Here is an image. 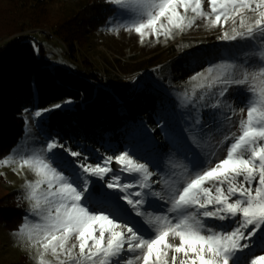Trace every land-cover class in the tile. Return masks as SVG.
Masks as SVG:
<instances>
[{
  "label": "snow or ice",
  "instance_id": "6c2138e0",
  "mask_svg": "<svg viewBox=\"0 0 264 264\" xmlns=\"http://www.w3.org/2000/svg\"><path fill=\"white\" fill-rule=\"evenodd\" d=\"M108 2L129 14V22L120 27L135 31L141 43L149 35L167 41L203 20L206 27L221 29L219 40L248 41L250 46L258 42L259 50L249 56L257 66L247 61L225 63L190 77L194 82L190 103L201 89L205 91L198 97L200 105L221 109L219 99L212 104L204 101L209 95L225 97L234 86L243 94L244 107L237 112L227 106L239 116L237 121L225 117L236 131L222 133L218 151L191 149V168L181 166L177 180L165 181V192L151 191L149 164L138 162L128 151L116 155L115 163L135 183L121 182L112 156L94 166L85 157L66 174L73 162L58 160L53 150L64 148L58 142L47 144L50 157H21L20 167L27 166L37 177L25 186L39 220L25 222L18 233L35 250L36 264H264V255H257V250L264 252V0H207V9L204 0ZM217 84L219 91L211 92ZM192 107L194 113L199 111L196 103ZM211 121L224 124L216 111ZM204 127L202 117L193 115V143ZM69 154L80 156L76 151ZM10 162L12 157L0 160ZM109 173L113 176L106 186L90 190L86 174L103 180ZM41 185L46 188L41 190ZM137 185L148 192L130 191ZM146 196L169 206L161 214L149 212L145 205L152 207L155 201ZM129 206L139 219L132 218Z\"/></svg>",
  "mask_w": 264,
  "mask_h": 264
},
{
  "label": "trees",
  "instance_id": "16d2710c",
  "mask_svg": "<svg viewBox=\"0 0 264 264\" xmlns=\"http://www.w3.org/2000/svg\"><path fill=\"white\" fill-rule=\"evenodd\" d=\"M79 1L76 9H69L67 15L49 18L52 5L61 3L60 0H12L14 10L20 12V16L11 33L50 24L53 34L66 46L69 57H75L76 46L84 45L88 33L104 27L115 15H125L108 0ZM207 31L211 29L190 28L180 35L204 34ZM33 37L34 34L23 33L0 45V160L11 155L22 142L27 126L23 116L25 111L53 109L48 111L40 125L64 146L63 149L69 150L66 151L68 154L70 151L80 153L78 157L69 154L72 169L85 162V157L86 163L94 166L102 162L103 157L112 156L114 161L120 152L128 151L138 162L149 164V171L153 173L150 177L151 191L154 192L155 184L168 177H176L177 173L179 176L182 169L175 165L176 162L181 161L190 167L191 149L214 151L217 142L223 138H216L215 134L236 131L235 127L226 128L229 122L225 117L232 113L227 106L237 110L244 107L241 102L243 94L239 91L234 96V86H230L231 90L225 97L209 95L204 104L221 100V109L213 110L200 105L198 97L205 90L197 89L192 103H196L199 111L194 113L188 98L194 83L190 77L209 65L241 64L245 61L250 64L251 61L243 57L244 49L252 47L248 41L215 40L212 35L183 37L173 46L143 59L141 66L130 71L155 69L153 75H157L159 83L140 86L133 79L126 80L109 72L104 75L93 69L89 62L80 73L60 65L51 69L49 60L39 53L40 49L38 52L35 50ZM160 85L176 91L186 104L180 103L175 95L167 94ZM219 88L217 84L210 91L215 93ZM182 91L187 94H181ZM68 100L73 103L71 109L53 108ZM214 111L224 121L223 126L212 123ZM193 115L201 116L205 125L203 131L196 133L195 143L190 139L194 135L190 129ZM234 117H231L232 121ZM147 131L151 140L147 138ZM115 174L121 177L122 183L133 182V178L120 169L115 170ZM112 176L113 173H109L101 180L86 174L90 185L106 186ZM11 192L7 200V205L11 206L4 207L12 218L4 226L17 230L25 221L28 208L22 191L14 189ZM7 197L3 196L1 200ZM145 198L155 201L153 197ZM157 204L155 201L152 207L145 205V209H152ZM129 213L136 218L130 206ZM250 243L255 248V243ZM257 255H264V252L257 250Z\"/></svg>",
  "mask_w": 264,
  "mask_h": 264
},
{
  "label": "rangeland",
  "instance_id": "374dc122",
  "mask_svg": "<svg viewBox=\"0 0 264 264\" xmlns=\"http://www.w3.org/2000/svg\"><path fill=\"white\" fill-rule=\"evenodd\" d=\"M60 2L61 3L52 5L50 13H48L49 18H57L58 16L63 14L67 15L69 9H76V6H78V3H80L79 0H60ZM12 3H14L12 2V0H0V45H2L6 40L13 36H17L23 33L35 34L34 31L39 30L46 35L41 37L38 35H34L32 42L35 50L38 52V50L40 49L39 53L43 54L44 57L49 60V67L51 69H54L56 65H60L67 68L69 71L80 73V71H82L85 67V63L89 62L93 69L103 73L104 75L108 74L109 72L110 74H115V76H121L126 80L133 79L140 86H145L150 83H159L157 75H153V71L155 70L154 68L137 70L130 73L132 69L141 66L139 64L143 59L154 56L159 52L167 49L168 47L173 46L177 42V40L179 41L183 37L188 38L192 36L202 37L212 35L213 37H215V40H219L217 37L221 33V29L219 27L208 28L205 26L203 20H197L196 25L192 27L193 29H211V31H207V33L204 34L185 36L180 35V33H174L172 38L167 39V41H165L163 36L160 37L159 40H157L155 36L149 35L145 37L144 42L141 43L140 37L135 31H127L123 27H120L121 24H127L129 22V14L125 13V15H123L121 13L115 15L113 18H110L108 20V24H106L104 27L88 33L84 45H82L81 47L79 45L76 46L77 52L75 53V57H69L66 46L56 35L53 34V30L50 24L40 25L37 28L33 29L28 28L21 33H11L15 26L14 22L19 20L20 16V12L16 13V11L14 10L16 8ZM204 7L205 9H207V0H204ZM22 12L23 14L25 13L24 11ZM117 28L119 29L118 31L115 30ZM252 50H254L255 52L258 51L259 46L254 45L251 47V49H244L243 57L251 61L250 64L255 67V63L249 59V56L253 53ZM208 67H211V65L197 72H202ZM160 86L163 90H165L167 94L175 95L180 103L186 104L185 100L182 97H179L176 91H171L164 85ZM232 93L234 94V96H237L239 94V90L233 87ZM181 94L186 95L187 93L182 91ZM65 102L61 103L63 104V106L60 108L71 109L73 103ZM235 110L238 112L239 109ZM36 112L37 111L24 112L23 116L27 124L26 134L22 142L14 150V152L11 155L5 157H12V162L8 164H0V264H36V260L34 259L35 250L30 248L26 243L25 238L18 233V229L20 227L17 230H9L4 226L5 223L10 222L12 218L11 214L7 212V208L4 206H11L7 205V203H9L7 202V200H9V196H11L12 193L11 191L14 189L23 192L28 208V215L26 216V219L22 224H24L25 222L31 224L39 220V217L32 211V205L34 201L28 198L29 190L25 186L26 182L35 181L37 177L27 166L21 168L19 165V161L21 157H27L33 154L43 155L46 158L50 157L51 153L47 151V144L49 142L56 141L52 138V136H49L42 125H40V122L46 119L48 111L43 112L39 117L35 115ZM228 116L232 117L234 115L230 113ZM238 119L239 116L234 117V121H237ZM228 127L229 125L227 124V130ZM146 135L147 138L151 140V134L148 131L146 132ZM215 136L219 139L222 138L221 134H215ZM214 151H218L217 145L215 146ZM53 152L57 154L58 160L71 162L70 156L65 151V149L57 148L54 149ZM175 165L179 166L180 168L181 166H186V164L181 161L176 162ZM189 168H191V165ZM70 171H72V168L71 166H68L66 174ZM178 178L179 176L177 173L176 177H168L164 180V182L161 181L159 184H155L154 192H165V181L172 182L177 180ZM136 179H139L138 175H136ZM132 183H135L134 179ZM96 185H98L99 187L101 186V184H89L90 190L96 188ZM45 188L46 185H41V190ZM130 191H132L133 193L137 191H144L145 193H147L146 189H140L138 185L132 188ZM39 193L40 190H38L37 194L39 195ZM3 196L8 197L1 200ZM153 198L158 204L155 205V207H153L152 209H148L147 211L161 214L169 205L166 201L159 200L156 197ZM133 219L135 220L139 218L136 217ZM176 242L178 243V241ZM48 258L51 259V257Z\"/></svg>",
  "mask_w": 264,
  "mask_h": 264
},
{
  "label": "built area",
  "instance_id": "2783aa9c",
  "mask_svg": "<svg viewBox=\"0 0 264 264\" xmlns=\"http://www.w3.org/2000/svg\"><path fill=\"white\" fill-rule=\"evenodd\" d=\"M34 33H35L34 35H38V36H40V37L46 35V34H44L42 31H39V30H35Z\"/></svg>",
  "mask_w": 264,
  "mask_h": 264
},
{
  "label": "water",
  "instance_id": "95a60500",
  "mask_svg": "<svg viewBox=\"0 0 264 264\" xmlns=\"http://www.w3.org/2000/svg\"><path fill=\"white\" fill-rule=\"evenodd\" d=\"M112 167L114 168V170H116V169H118V168H119V166H118V165H116L115 161H113ZM98 187H99V186H98V185H96V188H98Z\"/></svg>",
  "mask_w": 264,
  "mask_h": 264
}]
</instances>
